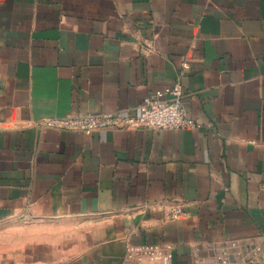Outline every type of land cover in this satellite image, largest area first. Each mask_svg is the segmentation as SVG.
<instances>
[{"label": "crops", "instance_id": "0c3cea01", "mask_svg": "<svg viewBox=\"0 0 264 264\" xmlns=\"http://www.w3.org/2000/svg\"><path fill=\"white\" fill-rule=\"evenodd\" d=\"M176 82L187 128L43 124ZM148 244L264 264V0H0V264H150Z\"/></svg>", "mask_w": 264, "mask_h": 264}, {"label": "built area", "instance_id": "2783aa9c", "mask_svg": "<svg viewBox=\"0 0 264 264\" xmlns=\"http://www.w3.org/2000/svg\"><path fill=\"white\" fill-rule=\"evenodd\" d=\"M188 67L183 62L182 68ZM182 88L179 82L173 86L158 90L147 96L137 106L134 112L119 114L117 112L88 113L68 115L63 118L45 120V126L55 127L63 131L99 132L104 130H126L146 128L151 130H171L187 128L194 125L193 120L186 116L182 106ZM167 214L172 219H178L185 215L184 210L178 204L171 202L167 208ZM169 247L159 244H148L136 248L135 256H146L150 264H173ZM260 249L257 247L255 251ZM242 259H236L228 251L216 256V264H242ZM202 263V261H198ZM192 261L188 264H198Z\"/></svg>", "mask_w": 264, "mask_h": 264}]
</instances>
